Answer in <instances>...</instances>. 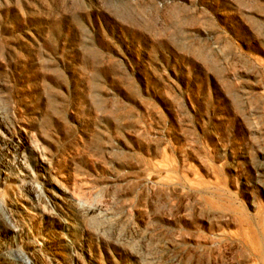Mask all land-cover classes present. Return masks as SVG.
<instances>
[{"label": "rangeland", "instance_id": "374dc122", "mask_svg": "<svg viewBox=\"0 0 264 264\" xmlns=\"http://www.w3.org/2000/svg\"><path fill=\"white\" fill-rule=\"evenodd\" d=\"M5 128L0 263L264 264V0H0Z\"/></svg>", "mask_w": 264, "mask_h": 264}, {"label": "bare ground", "instance_id": "6f19581e", "mask_svg": "<svg viewBox=\"0 0 264 264\" xmlns=\"http://www.w3.org/2000/svg\"><path fill=\"white\" fill-rule=\"evenodd\" d=\"M12 133L9 129L5 128V133L0 134V168L4 171H12L14 166L19 165L21 167H25L26 160L22 154L23 146H16L12 140ZM4 161L6 163H4ZM4 178H8V176L3 175ZM29 176H27L28 178ZM26 178V176H25ZM2 180V179H0ZM23 183L24 190L29 193L35 201L38 200L39 196L42 194V191L38 187V185H32L30 182H26L25 180L21 181ZM1 183V181H0ZM6 223H2L1 229L11 231L13 233H17L18 230L14 227L7 217L4 216ZM66 247V246H65ZM15 254V257H14ZM0 264H32L29 262L28 258L23 253L13 252L10 256H6L2 263Z\"/></svg>", "mask_w": 264, "mask_h": 264}]
</instances>
